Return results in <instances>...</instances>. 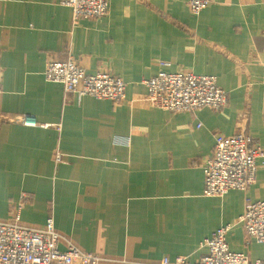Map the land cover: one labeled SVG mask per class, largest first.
<instances>
[{
	"label": "crops",
	"instance_id": "obj_1",
	"mask_svg": "<svg viewBox=\"0 0 264 264\" xmlns=\"http://www.w3.org/2000/svg\"><path fill=\"white\" fill-rule=\"evenodd\" d=\"M109 7L74 24L64 0H0V219L26 195L24 224L52 217L78 247L109 259L101 264L195 263L203 241L227 225L232 251L262 258L264 246L238 218L249 200H264V159L248 190L222 197L203 194L202 165L217 134L246 133L264 147V0H211L199 15L188 0ZM69 56L88 74L122 78L125 99L66 93L48 81V61ZM163 70L217 76L227 104L192 112L147 105L143 82ZM21 115L39 124L5 120Z\"/></svg>",
	"mask_w": 264,
	"mask_h": 264
},
{
	"label": "built area",
	"instance_id": "obj_2",
	"mask_svg": "<svg viewBox=\"0 0 264 264\" xmlns=\"http://www.w3.org/2000/svg\"><path fill=\"white\" fill-rule=\"evenodd\" d=\"M210 2L188 0V6L193 14L199 15ZM64 3L72 8L74 24L82 18L103 17L110 8L109 0H64ZM44 76L48 81L61 83L66 93L110 99L117 103L126 97L127 83L122 78L110 72L88 74L73 56L66 60L48 61ZM143 83L147 87L144 97L146 104L170 112H192L202 107L220 110L228 102V92L219 85L215 75L163 70ZM5 120L26 126L39 124L30 115L13 116ZM259 159H264V147L252 136L242 132L217 134L215 147L202 165L203 194L222 197L230 190H248L256 181ZM56 160L63 162L62 154L57 153ZM25 202L26 195H22L9 218L0 219V264H101L109 260L81 249L62 235L56 229L52 217L41 227L24 224L22 210ZM238 222L243 225L248 236L264 246V200L248 201ZM230 227L227 225L217 229L203 241L201 246L205 252L198 262H191L187 256H177L174 259L164 257L157 261L133 264H264V254L260 259L251 260L247 254L230 249L227 241ZM62 242L66 244L64 250L59 248Z\"/></svg>",
	"mask_w": 264,
	"mask_h": 264
},
{
	"label": "bare ground",
	"instance_id": "obj_3",
	"mask_svg": "<svg viewBox=\"0 0 264 264\" xmlns=\"http://www.w3.org/2000/svg\"><path fill=\"white\" fill-rule=\"evenodd\" d=\"M250 201V200H249Z\"/></svg>",
	"mask_w": 264,
	"mask_h": 264
}]
</instances>
